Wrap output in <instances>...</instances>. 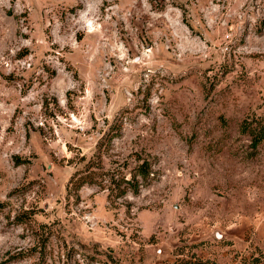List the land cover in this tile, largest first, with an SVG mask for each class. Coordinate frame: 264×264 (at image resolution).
<instances>
[{
  "label": "rangeland",
  "instance_id": "374dc122",
  "mask_svg": "<svg viewBox=\"0 0 264 264\" xmlns=\"http://www.w3.org/2000/svg\"><path fill=\"white\" fill-rule=\"evenodd\" d=\"M0 264H264V0H0Z\"/></svg>",
  "mask_w": 264,
  "mask_h": 264
},
{
  "label": "trees",
  "instance_id": "16d2710c",
  "mask_svg": "<svg viewBox=\"0 0 264 264\" xmlns=\"http://www.w3.org/2000/svg\"><path fill=\"white\" fill-rule=\"evenodd\" d=\"M139 163L136 165L135 167V172L131 175V178L128 180H125V177H121L120 181L122 183H124L125 185H129L130 188L133 190V192H137V182L135 181L136 178H140L142 180H145L148 175H149V170H150V166L149 163L146 160H141L138 159ZM82 176L79 179V184L82 183H88L89 180L87 181L88 175L86 174V170L84 169L83 171H81ZM75 177H77V175H75ZM114 176L111 175V184H114V187H116L117 191H116V197H120L123 194H125L126 190L125 188L120 189V185H119V181L114 180L113 178Z\"/></svg>",
  "mask_w": 264,
  "mask_h": 264
},
{
  "label": "crops",
  "instance_id": "0c3cea01",
  "mask_svg": "<svg viewBox=\"0 0 264 264\" xmlns=\"http://www.w3.org/2000/svg\"><path fill=\"white\" fill-rule=\"evenodd\" d=\"M238 243V241H236V239L234 238V236L232 237V244L233 246H236Z\"/></svg>",
  "mask_w": 264,
  "mask_h": 264
},
{
  "label": "water",
  "instance_id": "95a60500",
  "mask_svg": "<svg viewBox=\"0 0 264 264\" xmlns=\"http://www.w3.org/2000/svg\"><path fill=\"white\" fill-rule=\"evenodd\" d=\"M217 237H219L218 235H216Z\"/></svg>",
  "mask_w": 264,
  "mask_h": 264
}]
</instances>
